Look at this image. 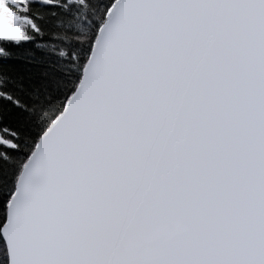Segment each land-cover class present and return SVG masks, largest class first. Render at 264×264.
<instances>
[{
	"label": "snow or ice",
	"instance_id": "snow-or-ice-1",
	"mask_svg": "<svg viewBox=\"0 0 264 264\" xmlns=\"http://www.w3.org/2000/svg\"><path fill=\"white\" fill-rule=\"evenodd\" d=\"M0 264H264V0H0Z\"/></svg>",
	"mask_w": 264,
	"mask_h": 264
}]
</instances>
